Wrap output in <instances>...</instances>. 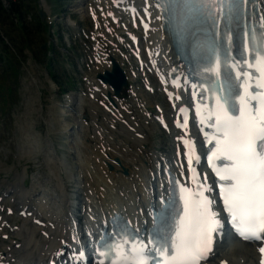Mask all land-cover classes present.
Instances as JSON below:
<instances>
[{
    "label": "snow or ice",
    "instance_id": "6c2138e0",
    "mask_svg": "<svg viewBox=\"0 0 264 264\" xmlns=\"http://www.w3.org/2000/svg\"><path fill=\"white\" fill-rule=\"evenodd\" d=\"M242 2L182 0L181 4L175 6H182L190 13L209 10L208 16L215 23L211 9H218L223 18L231 21ZM208 49L215 56V62L205 71L219 75L221 60L214 42L209 43ZM254 59L264 72V50L257 51ZM260 86L264 87V83ZM217 87L224 94L216 97V107L211 112L215 120L212 127L218 135L214 137L215 148L209 160L215 156L230 162L223 168L214 167V171L222 181L220 196L232 228L245 240L259 239L264 234V97L261 98L258 112L254 111L249 107L248 100L255 97L242 85L244 92L234 97L239 102V115H233L229 107L233 99L229 94L230 89L222 85ZM180 191L183 211L172 218L170 245L155 247L156 241L150 237L147 243L154 247L149 250L143 240L120 235L118 242H113L101 252V255L110 258L109 264H151L152 251L163 257V264H200L201 260H207L213 254L214 239L222 238L224 228L218 214L212 210L213 201L204 194L210 189L193 192L182 187ZM260 252L264 253V247L260 248ZM261 264H264V260Z\"/></svg>",
    "mask_w": 264,
    "mask_h": 264
},
{
    "label": "rangeland",
    "instance_id": "374dc122",
    "mask_svg": "<svg viewBox=\"0 0 264 264\" xmlns=\"http://www.w3.org/2000/svg\"><path fill=\"white\" fill-rule=\"evenodd\" d=\"M76 5L75 1L70 0L64 8L67 9L66 11H74ZM53 7L56 8L55 4ZM16 61L21 71L20 76H18L20 82H17L18 85L20 83L18 94L14 98L16 102L14 100L9 102L7 97L1 98L0 107L4 112H1L2 118L3 115L6 117L3 121L11 129L15 140L17 139L19 143L20 151L22 150L24 158L21 160L26 163L32 162L38 166L42 162L39 158L44 154V147L47 145V140L50 139L60 162L64 168H67L73 163H71L69 150L65 147L66 144L70 143V139H66L65 134L67 129L74 124L75 119H72L69 112L66 113L71 120L66 121L62 117H58L59 111L64 105L62 98L52 93V90L57 91V87L45 68L33 59L29 51L24 50L21 55L16 56ZM60 67L63 68V65ZM59 73L61 74L62 71L60 70ZM9 83L11 81L7 82L5 86ZM52 97H55L54 101H51ZM62 121H65L62 124L64 128L61 127ZM32 152H35L33 153L34 156H32ZM38 168H41V172L49 174L48 167L38 166ZM61 168L64 171L62 166ZM26 169L28 168L26 167Z\"/></svg>",
    "mask_w": 264,
    "mask_h": 264
},
{
    "label": "trees",
    "instance_id": "16d2710c",
    "mask_svg": "<svg viewBox=\"0 0 264 264\" xmlns=\"http://www.w3.org/2000/svg\"><path fill=\"white\" fill-rule=\"evenodd\" d=\"M11 2V13H7L3 9L2 3L0 1V32H4L6 38L8 39L9 42H13V39L11 36L7 34V22L10 21L11 19L14 21L15 19L18 22V26L20 27L19 30L21 31V34L23 36L24 41L27 43L29 47H32L34 42H33V36L35 31L40 32L41 31V26L38 27L36 30L35 28H31L25 20V17L23 16L22 10L23 9H29L32 7V2L31 0H9ZM11 16H14L15 18H12ZM15 27L16 25L13 24ZM16 26V27H18ZM1 36V33H0ZM10 47L8 45V42L6 39H3L0 37V62H7L6 59L10 57ZM8 64V63H7Z\"/></svg>",
    "mask_w": 264,
    "mask_h": 264
},
{
    "label": "bare ground",
    "instance_id": "6f19581e",
    "mask_svg": "<svg viewBox=\"0 0 264 264\" xmlns=\"http://www.w3.org/2000/svg\"><path fill=\"white\" fill-rule=\"evenodd\" d=\"M61 113H64V111H62ZM83 144L84 143L82 142V145ZM103 170H104V166H103ZM50 175H51L50 177H53L54 179L59 180V182L62 181V176H61L60 172L57 171V169L55 167H54V170L52 169V172L50 173ZM135 175H137V173ZM102 176L103 175L101 174L100 177H102ZM111 177L113 179H115V178H118L119 176L112 175ZM68 178L70 179L69 175H68ZM121 178H123V177H121ZM123 179H125V178H123ZM50 182H51V179H50ZM51 184H52V182H51ZM63 187H64V182L63 183H58V185L57 184L53 185L52 188L54 190L52 192L51 191L50 192L47 191V194H50L53 197H55L54 199L52 197H49V199H48V204L51 206V208H53V209L59 208L60 207L59 206V201L62 202V203L65 201V199L63 198ZM33 188L36 189V185L35 184L33 185ZM95 191H96V188H95ZM106 191L108 192L109 190L106 189ZM105 194H106L105 192L99 193V195L101 197H103V195H105ZM135 195H137L136 192H135ZM132 197H133V195H132ZM114 200L115 199H112V200L110 199L109 202H112V201L115 202ZM107 201H108V199L106 197L104 199V205H106ZM135 205H140V201H136V202L132 201L131 203L128 204L129 207H134ZM48 213H51V212H48ZM238 247H239V245L232 244L230 246V250H228V253H230V255H232V256H237L239 258L240 257L246 258V260H247L246 264H254V255H255V253H254L253 247L251 245H249V244H243L242 247L239 248L236 251V249ZM221 252L223 253V251H221Z\"/></svg>",
    "mask_w": 264,
    "mask_h": 264
}]
</instances>
